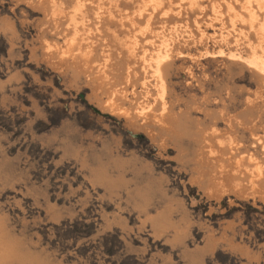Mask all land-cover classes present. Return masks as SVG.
Here are the masks:
<instances>
[{
  "label": "rangeland",
  "instance_id": "1",
  "mask_svg": "<svg viewBox=\"0 0 264 264\" xmlns=\"http://www.w3.org/2000/svg\"><path fill=\"white\" fill-rule=\"evenodd\" d=\"M73 1L57 0L65 14L54 24L45 0H0V264H264V172L253 194L247 161L252 155L264 165V81L226 49L246 56L248 43L257 44L249 37L254 29L244 28L249 38L227 36L223 54L195 61L205 41L224 43L221 23L207 25L208 0L191 6L204 7L202 13L177 17L189 21L195 40L194 17L206 34L202 43L175 39L173 49L183 52L165 62L164 119L176 120H165L167 133L153 117L127 122L102 110L107 89L119 87L130 108L150 102V113L158 114L161 101H154L156 80L144 79L134 57L119 54L126 29L95 18L97 1L86 25L91 65L108 59L101 73L76 76L71 61L47 50V41L62 44ZM261 10L253 9L262 21ZM152 27L160 31L162 22L156 17ZM147 41L137 54L153 52ZM229 139L236 143L231 153ZM249 205L258 210L247 212Z\"/></svg>",
  "mask_w": 264,
  "mask_h": 264
},
{
  "label": "bare ground",
  "instance_id": "2",
  "mask_svg": "<svg viewBox=\"0 0 264 264\" xmlns=\"http://www.w3.org/2000/svg\"><path fill=\"white\" fill-rule=\"evenodd\" d=\"M39 1L42 3L44 2V0H39ZM96 1H97V4H96V9L94 11L95 18L98 20H101V18L105 19L104 17H107L110 22L113 21L115 25L121 27L122 29H126L125 36L119 39V44L121 47V52L119 54H121L122 51H125L128 57L130 58L134 57L136 61L140 63V65L142 66L143 72L146 74L145 76H143L144 79H148L149 76H151L154 80H156L157 83L155 85L157 86L159 84V87L157 89V93H156L157 95L154 98V101L157 99H160L161 101V108L158 114L150 113L153 109L151 105L152 103L146 102V101H145L146 103H144V101H141L136 105V107L130 108V106H127V104H125L123 100V98H127V92L126 91L124 92L123 87H119V88H115L114 90L107 89L105 98L103 99V101H101L102 110L108 111L109 113H112L118 117H122L127 122L131 121L132 119H135V120L145 119L146 120L150 117H153V121L159 124V127H161L163 132L165 131H167V133L170 132L171 130L169 129V127L165 126L166 125L165 120H167V122H170V123H173L176 120H174L173 118H170L169 117L170 115H167L168 118L164 119V116L167 110V104H166V101L164 100L165 98H163L164 93H166V87H165V84H166L165 77L166 76H165V69H164V66H166L165 62L168 61L170 56H172L174 53H176V55H179L181 54V52H183L181 46H180L181 48H178L176 50L173 49L174 47L173 43L175 39L177 40V38L181 36L182 38H184L183 43L187 44V42H189L190 39H191L190 41L192 42L195 41L196 43L197 42L202 43L203 40L205 39L204 37L206 34V29L202 27V24L198 20V18L194 17L195 28L197 29L196 31H198L200 34V38L198 40H195L193 29H190V26L186 23L188 20L182 24L179 22V19L177 17L183 14V12L190 13L192 11L193 13H195V11L200 10V12L202 13L205 8L199 7V6L198 8H192L195 5L194 0H114L113 2L111 1L112 4L110 3L111 4L110 7L104 6L106 4H109L107 3L108 0H74L73 5H72L73 7L71 6L72 10H70L68 13V20L66 23V27L62 29L64 32L62 44H58V43L54 44V43H50L47 41L46 47L48 51L55 50L59 60L66 59V60L71 61V64L74 65L73 74H77L76 76H79V77L83 74L90 76V74L92 73L89 70L93 68L94 69L98 68L97 73H101V71L104 70V67L106 66L108 62L107 58L103 60V62L97 63L96 66L91 65V62H90L92 41H90L91 30L86 25L87 19H88L87 17L88 14L86 12L89 11L90 3L96 2ZM45 2L49 3L48 9H49V14H50V19H52L51 22H54V24H57L59 20L62 19L63 15L65 14V11H64L65 8L63 9L61 6H59L57 4V0H49V1L45 0ZM237 2H239V0H235L234 2H231L229 0H208V4L210 5V17H208L209 19L207 21V25L209 24L212 26L218 22L221 23L219 27L220 41H223L224 43L218 46L217 48H215V46L213 45L209 46L208 42L205 41L202 47L203 49H197L198 50L197 55L196 57L195 55H193L192 59L195 61H198L200 57L207 55V54H210V56L217 54V53L223 54L225 52L224 47L228 46L227 36H230L231 34H235V33L239 34L240 37L242 38L246 36L247 38L249 37L251 38L254 36L257 44L253 45L252 43H248V47H249V49L247 50L248 53L244 57L241 54L243 51H241L237 47L234 49L228 47L226 49H228L227 53L229 57L237 58V60L244 58L243 61L246 63V65L248 67H251L254 70V72L264 81V18L262 21L258 20L255 17L256 14H254V11H253L255 7H258L259 10L261 9L264 10V1L263 0H242L240 3V6L238 5ZM174 3H176L175 6H174ZM121 5H124V6L131 5L132 9L126 10V7L122 8ZM156 17L159 19V21L162 22V30L160 31H156L158 29H153L152 27L154 19ZM245 19L247 20V25L241 24V22L245 23ZM238 22H240V24ZM238 24L241 25L240 30H238ZM229 27H231V30L229 29ZM246 27L249 28L248 30L251 29L250 32H252V29H254L255 32L252 34H249L250 32L249 33L247 32ZM244 28H246L245 30L247 33L244 31ZM247 34H249L250 36L248 37ZM113 35L115 38H117V35L115 33ZM148 38H149V41L147 42H149L154 47L153 52L148 53V49L144 48L141 54H137V49L140 45V42L142 40L144 41V39L147 40ZM217 42L219 41L217 40L213 41L214 45ZM129 63L130 62L127 63L126 80H125L126 84H128V82L131 81L130 80V73H131L130 69L131 68H130ZM100 84L101 83H96V85H94V88L96 87L98 89ZM141 85H143V87L145 88L144 89L145 94L143 93L144 96L149 99L148 96L151 93H150V90L148 89L149 87L148 82L144 80ZM134 86L132 85V87L129 89L132 93H134L136 90ZM199 140L200 139H198L197 141ZM235 146H236L235 141L230 140L228 143V149L230 153L234 150ZM214 151L212 150V148L210 149L211 153H213ZM238 157L239 159L236 158L235 164H234L235 165L234 170L236 172L240 171V168H241L240 162L244 158V155L238 156ZM247 161L248 163H253V166L252 167L250 166L251 168L248 169L250 171V176L248 178L252 184L251 191L254 194V190H255L254 183L257 179H260L262 177L263 172H264V165L258 162L256 158H253L252 155H248ZM208 167L210 168V166ZM225 167H227V165Z\"/></svg>",
  "mask_w": 264,
  "mask_h": 264
},
{
  "label": "water",
  "instance_id": "3",
  "mask_svg": "<svg viewBox=\"0 0 264 264\" xmlns=\"http://www.w3.org/2000/svg\"><path fill=\"white\" fill-rule=\"evenodd\" d=\"M182 78H183V82L186 83L187 80H188L186 74H182ZM185 85H186V84H185ZM186 88H189V86L186 85ZM81 97H84V94H82ZM96 111H98L99 113H101L100 110L97 109V108H96ZM104 115L108 116V115H110V114H108V113H104ZM128 133H129L132 137H134V138H145L144 134H141V133H135V132H132V131H130V130L128 131Z\"/></svg>",
  "mask_w": 264,
  "mask_h": 264
},
{
  "label": "trees",
  "instance_id": "4",
  "mask_svg": "<svg viewBox=\"0 0 264 264\" xmlns=\"http://www.w3.org/2000/svg\"><path fill=\"white\" fill-rule=\"evenodd\" d=\"M247 209H248L247 212H249V211H257L258 210L257 207H254V206H251V205H249Z\"/></svg>",
  "mask_w": 264,
  "mask_h": 264
}]
</instances>
